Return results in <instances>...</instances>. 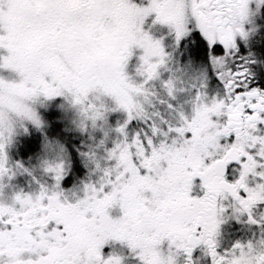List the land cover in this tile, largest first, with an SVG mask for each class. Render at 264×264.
Wrapping results in <instances>:
<instances>
[{"label":"snow or ice","instance_id":"obj_1","mask_svg":"<svg viewBox=\"0 0 264 264\" xmlns=\"http://www.w3.org/2000/svg\"><path fill=\"white\" fill-rule=\"evenodd\" d=\"M202 257L264 264V0H0V264Z\"/></svg>","mask_w":264,"mask_h":264},{"label":"flooded vegetation","instance_id":"obj_2","mask_svg":"<svg viewBox=\"0 0 264 264\" xmlns=\"http://www.w3.org/2000/svg\"><path fill=\"white\" fill-rule=\"evenodd\" d=\"M252 232V227L251 226H240L238 231L234 234H225L221 240H220V246L221 248L225 246H230L233 238L238 239V240H246ZM201 264H208V261L206 258L202 257L201 258Z\"/></svg>","mask_w":264,"mask_h":264},{"label":"rangeland","instance_id":"obj_3","mask_svg":"<svg viewBox=\"0 0 264 264\" xmlns=\"http://www.w3.org/2000/svg\"><path fill=\"white\" fill-rule=\"evenodd\" d=\"M194 81L192 80H185V83L183 85H180V87H183L185 89H190ZM181 100L187 97L188 93L187 92H181L178 94ZM63 212H66V210H62ZM69 228L72 231L73 238L74 240H79L81 237V234L83 232L81 223L78 219H76L74 216L71 219V222L69 224Z\"/></svg>","mask_w":264,"mask_h":264}]
</instances>
